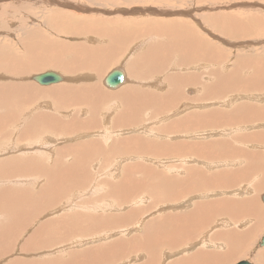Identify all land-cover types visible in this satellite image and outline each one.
Listing matches in <instances>:
<instances>
[{
	"label": "rangeland",
	"instance_id": "rangeland-1",
	"mask_svg": "<svg viewBox=\"0 0 264 264\" xmlns=\"http://www.w3.org/2000/svg\"><path fill=\"white\" fill-rule=\"evenodd\" d=\"M43 1L0 0V14L5 15L0 16V58L9 55L18 62L29 55H25L24 50L37 47L43 51L39 56L41 61L51 58L55 63L35 72L26 60L27 73L23 78L14 75L16 80L12 73L0 71V83L24 86L31 83L27 90L30 98L24 103H20L16 96L12 97L14 100L9 98L5 103L0 102V118H3L0 124V264H81L78 257H89L88 264L149 263L152 253L154 255L158 250L154 251L152 246L146 248L143 240L146 232L151 235L149 241L153 239L152 224L159 213L154 206L162 204L164 212H172L174 216H181L182 208H191L192 199L174 205L179 208H170L169 200L172 198L164 195L169 190V179L173 184L180 181L183 184L188 168L204 166L198 158H187L184 147L189 143L209 145V141L219 139L224 146V141L236 134H264V121L239 124L236 128L206 126L201 136L199 133L190 136L178 124L186 116L206 115L212 111L221 112L225 118L238 119L246 115V112L243 114L246 107L253 110V106H264V87L248 90L232 87L221 94H209V87L216 86V78L234 77L243 81L253 73L256 75L255 66L264 67V0H57L83 7L82 13H76L69 7H58L60 3L57 1ZM91 9L96 10L95 15L85 13ZM11 20H14L13 24ZM169 22L185 25L190 38L197 37L193 40H198L199 52L189 53L191 60L187 59L189 56L184 51L167 50L172 43L168 42V34L161 33L172 34L167 31L169 28L172 30L166 26ZM86 27L94 30L93 34ZM51 45L57 46L59 51ZM97 49H103L99 56L103 66L99 72H94L89 65L96 62L93 53ZM35 54L31 53L28 58L37 61L39 58ZM196 57L200 58L199 63L191 65ZM72 61L77 63L76 67L70 71L71 66L67 65L69 71H64L60 63ZM1 65L4 67L5 61H1ZM117 68H122L127 75V83L121 87L129 98L128 95L119 99L100 95L103 94L100 89L104 93L120 90V87L119 90L107 89L101 82L106 74ZM48 71L60 74L64 77L63 83L75 84L78 90L85 83L97 85L98 89L92 87V92L99 90L93 97L100 102L101 96L103 101L97 105L94 101L84 103L82 96L81 103H65L66 98L59 103L60 99L54 100L44 92L38 93L36 88L56 86H40L30 79ZM185 75H194L196 81H189ZM155 80L158 83L154 86L149 83ZM171 92L176 97H170ZM168 98L178 103H169ZM126 101L136 108L124 118L121 115L127 109ZM151 112L153 118L149 116ZM73 121L82 128L73 127ZM53 122H57L55 126ZM218 130L224 132L217 133ZM173 132H176L175 136ZM122 143L127 145L124 147ZM161 143L169 150L172 145L181 144L182 150L178 151L181 155L177 152L169 153L170 158L167 155L155 157L161 153L152 152L149 148L154 145L160 148L158 145ZM84 149L86 154L82 152ZM248 150L264 151V144L252 142ZM228 161L231 165L212 168L228 172V169H239L245 163L238 165L242 160ZM177 165L176 170H170V166ZM256 166L249 167L248 181L256 176L264 179V164ZM253 171L257 172L255 176ZM212 174L207 172V176ZM126 179L133 186L117 194ZM185 189L181 187V190ZM259 192V205L264 208L261 200L264 188ZM243 197L245 195L238 194L228 196V199ZM212 198L215 197H207ZM120 204L122 206L118 207ZM219 221L221 229L216 230L215 223ZM216 222L202 226L199 230L201 238L196 243L189 240L183 246L163 248L169 251L168 264H179L178 257L189 255L195 249L209 256L213 249L216 254H223V246L210 238L216 232L232 229L234 223L228 219H217ZM253 235L255 239L251 242L255 241L250 243L252 248L248 250L247 257L228 264L241 261L261 264L260 261H264V247L259 246L264 227ZM119 242L123 246L118 248L117 255H113L110 245Z\"/></svg>",
	"mask_w": 264,
	"mask_h": 264
},
{
	"label": "bare ground",
	"instance_id": "bare-ground-1",
	"mask_svg": "<svg viewBox=\"0 0 264 264\" xmlns=\"http://www.w3.org/2000/svg\"><path fill=\"white\" fill-rule=\"evenodd\" d=\"M32 1H34V0H32ZM53 1L55 3V1H57V0H53ZM18 2H20V1H18ZM42 2H44V1L42 0ZM57 2H59L60 4H58ZM57 2L56 3L58 4V7H61V6H63V7H69V8L72 9V11L75 10L74 12H76V13L77 12H81L82 13V11L84 10L83 7H81V6H75L73 4H70V2H69V4H66V3L60 2V1H57ZM37 3H39V2H37ZM42 4H44V3H42ZM7 10H8V8H7ZM44 10H45V8H44ZM34 11H36V10H34ZM42 12H44V11L42 10ZM95 12H96L95 9H91L89 11H86L85 13L86 14H93V15H95ZM48 13H50V12H48ZM0 16H5V15L1 13ZM92 17H91V19H92ZM9 21L10 20H8V22ZM13 21H12V24H13ZM14 24H16V23H14ZM21 24H19V25H21ZM104 24L107 26V23H104ZM24 25H25V23H24ZM167 25L170 26V27H172V30H171V28H169V30H167V31L172 32V34L169 35L168 32L167 33L166 32L161 33L163 35L164 34H168L169 39H170L168 42L169 43H172V46L169 47L167 50H170L171 49L172 51H174V50H176V51H178V50L184 51L185 54H187V56H189V53L191 54V52H199V48H198L199 46L197 45L198 40L197 41L196 40L195 41L193 40V39H197V37H194L193 39H192V37L190 38L189 31L186 29L185 25L177 26L176 24H173V23H170V22L167 23L166 26ZM23 27H25V26H23ZM234 27H235V23H234ZM89 30H90V28H89ZM86 31H84V32H86ZM90 31L93 34L94 30H90ZM77 32H78V28H77ZM190 32H191V30H190ZM86 33H88V32H86ZM239 33H240V31H239ZM31 35L33 37V34H31ZM56 35H60V33L59 34H56ZM56 35L54 34V36H56ZM106 35L109 36L107 33H106ZM191 36H193V35H191ZM50 37L53 38V36H50ZM56 38H57V36H56ZM53 39H50V40H53ZM28 40H30V39L28 38ZM81 41H82V39H81ZM109 41L111 42V39ZM30 42H31V40H30ZM113 43L115 44V42H113ZM25 45H26V43H25ZM35 45H37V44H35ZM71 45H69V46H71ZM73 45L75 46V44H73ZM51 46L55 47V51L58 50L57 46H55V45H51ZM23 47H25V46H23ZM70 48L72 49V47H70ZM73 49L75 50V48H73ZM102 50L101 49H97V50L94 51L93 55H94V59L96 60V62H93L90 65L88 64L91 71L94 70V72H96V71L99 72L100 67L103 66L102 65V60L99 59V56L103 54V51ZM24 51H26V53ZM24 51H23V53H25V55L26 54L27 55L28 54L30 55L31 53H36L35 55H38V58L39 59L37 61H33L32 58H30V59L28 58L29 57V55H28L27 57L20 58V61L17 62L16 60H14L15 58L13 56L12 57H9V55H5L4 58H0V71H6V72H9V73H12L11 76H13V77H14V75H16L15 77H18L19 76L18 78H21V77L23 78V75L27 73L25 71V67L27 66L26 60H28L32 64L30 66H32V68H33V70L35 72L39 71L42 68H45V66H48L51 63H54V59H51V58L50 59L47 58V59L41 61L40 58H42V57H39V56H40V54L43 51L41 52L40 49H38L37 47L30 48V51H27V50H24ZM64 51L66 52V51H69V50H67V49L65 50L64 49ZM75 51L77 52V50H75ZM47 52H48V50H47ZM82 52H84L86 54V52L84 50ZM60 54H61V50H60ZM87 54H88V52H87ZM62 55H60V56H62ZM194 55H195V53H194ZM198 55H201V54H198ZM64 56H66V55H64ZM53 57H54V54H53ZM157 57L158 56H156V58ZM163 57H164V55H163ZM213 57H214V55H213ZM85 58L86 57H84V59ZM156 58H155V60H156ZM196 58H195V61H193L191 65L196 64V63H199L200 58H197V59ZM63 59L66 60V58H63ZM187 59L188 60H191L190 59V56ZM1 61H5V66L4 67L1 65ZM61 61H62V59H61ZM82 62H85V61H82ZM189 62H191V61H189ZM67 63L68 64H66V63H60V64H62L61 67H63L64 71H67V72L69 70L70 71L73 70V68L76 67V64H77L75 61H72L71 63L70 62H67ZM85 63H82V64H85ZM105 63L106 62L104 61V64ZM67 65H70L71 66L69 68V70H68ZM79 66H81V65H79ZM190 66H188V67H190ZM260 66L261 65L255 66L254 70L256 72V75L253 73L248 78L250 80L243 79V81H241V80H237L234 77H224V78H220V79H217L216 78V86L215 87H209L208 86L209 87V91H210L209 94L211 96H212V94H219V93L221 94L224 90H227L226 88H232V87H236V88L240 87V88H243L245 90H248V89H251V88H262V87H264V67H260ZM50 67H52V66H50ZM78 68H80V67H78ZM86 68H87V66H86ZM181 68H183V67L181 66ZM63 69H61V70L63 71ZM103 69H105V68H103ZM121 70H123V69L121 68ZM123 72L125 73L124 70H123ZM185 77L188 78V80L191 81V82H192V80L194 82L196 81L194 75H190L189 77H187L185 75ZM63 79H64V77H63ZM91 79H92V77H91ZM15 80H16V78H15ZM126 80H127V75L125 73V80H124L123 85L125 83H127ZM101 82L103 84V80H101ZM62 83L56 84V86H51V87H49L47 89H44V88H36L35 90L38 91V93L44 92V93L48 94L50 97H53L54 100L56 98L57 99H60V102L59 103H62L65 100V98L67 99V102H65V103H71V102L72 103H81V97L82 96H83L82 98H84V103H89L91 101L92 102L94 101V103L97 105V103L99 102V101L96 102V98L93 97V94L95 93V91L98 92L99 90H94V92L91 91L92 90V87L95 84L92 85V86H89L88 83H85V85L83 87H81V89L78 90L77 89V86L75 84H71L70 83L69 85H67L66 83H63V84ZM149 83L154 86L155 84L158 83V80H155L153 82L151 81ZM30 84L31 83H29V84L26 83L25 86H24L23 84H20L19 85V83H14V84H10V85H7V83H0V102L4 101L3 103H5V102L8 101L7 99H9V98L11 99L14 96H16L19 99L18 101H20V103L23 102V101L28 100L30 98V96H29L27 90L30 89V87H29V86H31ZM96 87L98 89V86L97 85H96ZM96 87L94 86V89ZM122 87L119 88L120 90L117 88L119 91L112 92V93H110V92H105L104 93L103 92L104 90L103 89L101 90L99 88L100 89L99 92L102 91L103 94H100V95H103V97H105V95H106L107 97H109V98L111 97V98H114V99L124 98L128 94H126V95L124 94V91L122 90ZM88 93L90 94V96H91V93H92V96L90 97L88 95ZM169 94H171L170 97H172V96L173 97H176V96H174L175 95L174 93H173L174 95L172 94V92L169 93ZM36 96L38 97V95H36ZM165 96L167 97L168 95L166 94ZM129 97L130 96L128 95V98ZM99 98H100V102H101V100H102L101 96ZM11 100H14V99L12 98ZM168 100H169V98L167 99V101ZM175 100H177V98ZM141 101L142 100L135 101L134 104L139 103ZM162 101H163V99H162ZM169 101H168L169 103H171V102L178 103L176 101H171V100H169ZM25 104H27V103H25ZM128 104L129 103L126 101V107H127V109H125V111L121 115L124 118L126 116H128V114H131L132 113L131 111L136 108L135 105L131 106V104L130 105H128ZM140 104H139V108H140ZM150 104H152V102H150ZM243 108H245V107H243ZM243 108H242V110H243ZM252 108H254V109L252 110L251 108L246 107L244 109L245 111L243 110V112H244L243 114H245V112H246V115H244L243 117L241 116L242 118L239 117L238 119L236 117L237 115L235 116L236 119H231V117L225 118L222 115L221 112L212 111L211 113H208L206 115L205 114H201V115H196V116H194V115L186 116L187 118H185L182 122H180L181 124L180 123H178V124H179V126L181 128H183L184 130H186V133L189 132L188 134H190V136H192V135H194L196 133H199L200 134L201 131H204L202 129H206V128H204L206 126H209L210 128L216 127L217 129H220V127H222L223 125H227L228 128H234V127L236 128V127L239 126V124H247V123L253 122V121H262L263 122L264 121V106H262V107H260V106H253ZM236 110H238V109H236ZM236 110L234 112H237ZM239 113H241V112H239ZM25 115L27 116L28 114L25 113ZM82 115L84 116V114H82ZM149 116L151 118H153L154 115L151 112L149 114ZM28 117L29 116H27V118ZM132 117H133V115H132ZM2 122H3V118H0V124ZM224 122H228V123H224ZM56 123L57 122H53L52 125L55 126ZM68 123H70V122H68ZM220 123H223V124H220ZM72 126L73 127H76V129L77 128L78 129L82 128L80 125H78L74 121L72 122ZM176 126H177V124L175 125V127ZM92 127H94V126H92ZM175 127L174 128H171V129H175ZM72 129H74V128H72ZM89 129H91V128H89ZM223 132L220 131V130H218L217 133H223ZM174 133H176V132H173L172 133L175 136L176 134H174ZM224 134L226 136L228 135L226 133H224ZM200 136H201V134H200ZM48 140H50V139H48ZM221 142L222 141H220V139H219V140H216V141H214V140L209 141V145H205L204 143L203 144L202 143H189L188 145H186V147H184L186 149L185 156L187 158H190V159L192 157L198 158L202 163H204V166L201 167V168H193V167L188 168V170L186 171V175H185V182L183 184H180L183 181H180V183L173 184L170 181V179H169V190H166L165 193H164V195H165V197H168L169 196V197L172 198V199L169 200V205H170V208L171 209H173V207H175V209H176L177 205H179L181 203H184V202H186V200H189V199H192L191 200V208H189L188 210H185L184 208H182V210L180 209V211L183 212V214L181 216H174L172 212H170V213L169 212H164L165 211L164 205L158 203L159 205L156 204V206H154L156 210H159L158 211L159 213L156 215L157 217H155L154 222L152 224V226L154 227L153 230H152L153 239L149 241L148 238L151 235H149L146 232L145 233L146 238H144L143 241L147 244L146 245V248L152 246V248H155L154 251H157V250L158 251L154 255L151 252L152 255L150 256L149 263L148 262H145L143 264H155L156 260L158 261L157 264H168L169 261H170V257H169V254H168L169 251L163 250V248H171V247L176 248V247H179L180 244H182V246H183V245L189 243V240H191L192 243H196L201 238V237H199V230L202 228V226L212 225V224H214L217 221V219H219V220L220 219H228V220L231 221L230 223H234V227L232 229H227V231L221 230L219 232H216L210 238V240H212V242L219 243L221 246H223L224 253L223 254H219V253L216 254V251L213 249V250H211V256H209L208 254H205L202 250L195 249L194 251L190 252L191 254H189V255H182L181 257H178L177 260H179V264H225V261H226V264H228V263L232 262L233 260H237V259H240V258H243V257H247L248 250H251V248H252V245L250 243H252V242L254 243V241H255V240H253L251 242V239H255V236L253 235V232L254 233H255V231L256 232H260L262 230V228L264 227V208L263 207H260V205H259V203H260L259 202V193H260L259 191L264 188V179L263 178L262 179H259L256 176L255 179H253L251 181H248L250 179L248 177L249 176V167L250 166H253V165L256 166V164H261V165L264 164V151L263 150H261V151H259V150L256 151L255 150L256 152H253V151L251 152V151L248 150V148H250V144L252 142H255V143L258 142V143H263L264 144V134H261V135L254 134L253 135V134L244 132L242 134H236V136H230V137H228L227 138V141L225 140L224 143H223L224 146H222ZM117 143H119V142H117ZM126 145L127 144H123L124 147ZM158 146L160 148H162V149L158 148L156 145L152 146V149L153 150L148 147L152 152L161 153V154H158V155L156 154L155 157H159V155H161L162 157H164L165 155H167L168 158H170L171 156H169V153L174 154V153H177L178 151H181L182 150V145L181 144H178V143L176 145H172V147H170V150L171 151L167 147H166L167 148V150H166L164 143H161ZM252 146H254V145H252ZM144 147L147 148V146H144ZM82 152H83V154H86L85 153L86 152V149H84ZM184 152H185V150H184ZM179 155H181V154L179 153ZM228 160H242V161H239L238 165L239 164H242L244 162L245 163L243 165L239 166V167H241L239 169H234V170L228 169V172H227V170L226 171H220V172H218V170H215V169H217V167H220L222 165H228V166L231 165V161H228ZM248 163H251V165L250 164L248 165ZM212 167H214L215 169L212 168ZM169 168H170V170H176L178 168V165L177 166H170ZM256 168H257V166H256ZM170 170L168 169V171H170ZM183 170L185 171V169H183ZM207 172H213V174L207 176ZM179 174H181V173H179ZM252 174H254V176H255V174H257V172L256 171H253ZM252 174H251V176H252ZM244 179H245V181H242ZM172 180L174 182L175 181V178H173ZM157 182H160L161 183V181H157ZM255 185H256V187H255ZM132 186L133 185H131V182L128 181L127 179L126 180H123L122 183H121V185L119 186V189L120 190H118V192H116V193L120 195L119 192L121 190H122V193H124V191L126 190V188H129L130 189V187H132ZM156 186H157V184H156ZM181 187H185L186 189L185 190H181ZM206 188H207V191H205ZM210 188H212V191H208ZM177 190H180V191L177 193ZM127 192H131V190L130 191H127ZM45 193H47V192H45ZM238 194L245 195V198L243 197L241 199H232V200L228 199V196H231V195L236 196ZM213 196L215 198L207 199V197H213ZM197 199H200V200H197ZM92 204L93 203H89L88 205H92ZM98 204H102V202H99ZM175 204H177V205L174 206ZM120 206H122V205L120 204L118 207H120ZM103 207H105V206L103 205ZM154 207L152 205V208L151 209H153ZM177 208H179V207H177ZM98 209H101V208H98ZM222 216H225V217L222 218ZM89 217H91V216L89 215ZM158 217H160V218H158ZM219 217H221V218H219ZM247 217H248V219L245 222H243L244 219H246ZM93 218H96V216L93 217ZM92 219L90 221H92ZM220 222L221 221L215 223V225L218 227V228H215L216 230H220L221 229L219 227V226H221V223ZM247 222H252V223H251V225H249V224H247ZM45 226H47V225H45ZM76 226H78V225H76ZM114 232L115 231H112V233H114ZM36 235H38V232L36 233ZM122 244L123 243H120V242H119V244L118 243H113L112 245H110V252H113V255H117V253H118L117 250H118L119 247H122L123 246ZM214 246H217V244H215ZM223 249H222V251H223ZM183 253H185V252H183ZM78 258H79L78 261L81 262V264H86L87 262H89L88 261L89 257H87V258L78 257ZM122 260H123V258H122ZM260 262H261V264H264V261L263 260H261ZM75 264H76V262H75ZM116 264H118V263H116Z\"/></svg>",
	"mask_w": 264,
	"mask_h": 264
},
{
	"label": "water",
	"instance_id": "water-1",
	"mask_svg": "<svg viewBox=\"0 0 264 264\" xmlns=\"http://www.w3.org/2000/svg\"><path fill=\"white\" fill-rule=\"evenodd\" d=\"M32 81L36 82L40 86H49L52 84L61 83L64 79L61 75L56 72L48 71L42 74L34 75L30 78ZM125 80V73L123 70L117 68L110 71L103 79V85L110 90H115L121 87ZM264 203V194L261 197ZM260 247H264V235L259 243ZM236 264H250L247 261H241Z\"/></svg>",
	"mask_w": 264,
	"mask_h": 264
}]
</instances>
